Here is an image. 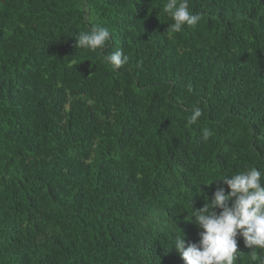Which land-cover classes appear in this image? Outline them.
Masks as SVG:
<instances>
[{"label":"trees","instance_id":"1","mask_svg":"<svg viewBox=\"0 0 264 264\" xmlns=\"http://www.w3.org/2000/svg\"><path fill=\"white\" fill-rule=\"evenodd\" d=\"M166 2L0 0V264H184L191 203L264 172V0H189L179 33ZM96 25L105 48L77 49Z\"/></svg>","mask_w":264,"mask_h":264},{"label":"clouds","instance_id":"2","mask_svg":"<svg viewBox=\"0 0 264 264\" xmlns=\"http://www.w3.org/2000/svg\"><path fill=\"white\" fill-rule=\"evenodd\" d=\"M163 12L173 21L167 31L176 33L185 26L197 25L202 18L190 10L189 0H167ZM110 38L107 27L96 25L75 37L76 48L95 52L104 49ZM104 59L117 70L129 61L122 49ZM201 116L202 111L194 108L187 123L194 125ZM211 136V129H202L205 141ZM214 182H217V190L211 198L205 196L203 207L193 210L191 203L192 215L188 221L198 228V241L187 243L183 233L175 237L171 248L177 251L184 264H236L242 254L238 252L239 237L256 259L257 250H264V172L251 167Z\"/></svg>","mask_w":264,"mask_h":264}]
</instances>
